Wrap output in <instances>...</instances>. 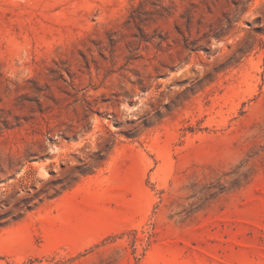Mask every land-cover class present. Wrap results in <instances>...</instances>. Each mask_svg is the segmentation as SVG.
<instances>
[{"label": "rangeland", "instance_id": "1", "mask_svg": "<svg viewBox=\"0 0 264 264\" xmlns=\"http://www.w3.org/2000/svg\"><path fill=\"white\" fill-rule=\"evenodd\" d=\"M0 264H264V0H0Z\"/></svg>", "mask_w": 264, "mask_h": 264}]
</instances>
